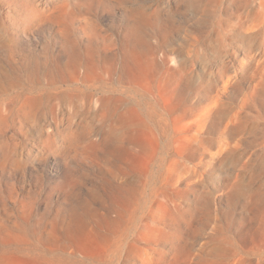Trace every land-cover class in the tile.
Instances as JSON below:
<instances>
[{
	"label": "rangeland",
	"instance_id": "374dc122",
	"mask_svg": "<svg viewBox=\"0 0 264 264\" xmlns=\"http://www.w3.org/2000/svg\"><path fill=\"white\" fill-rule=\"evenodd\" d=\"M237 178L264 187V0H0V264H215L224 237L264 264Z\"/></svg>",
	"mask_w": 264,
	"mask_h": 264
},
{
	"label": "bare ground",
	"instance_id": "6f19581e",
	"mask_svg": "<svg viewBox=\"0 0 264 264\" xmlns=\"http://www.w3.org/2000/svg\"><path fill=\"white\" fill-rule=\"evenodd\" d=\"M103 102H105V100H103ZM253 179L256 180L257 178H253ZM263 189L264 187L262 184L255 187L254 186L252 187L251 185L242 186L239 182V179L237 178L233 187V194L234 196L238 194L240 196H249L251 198V202L249 203L248 208L253 213L256 214L257 212L260 211L259 204L257 202L259 199H261L260 196ZM261 219L264 220V216L261 217L260 220ZM227 227L230 228L229 226ZM213 241H215V243L212 245V248L210 249L211 254L214 255L215 257H219L215 262V264H223V262L227 260V256L229 255L227 252L228 248L226 247V244L227 243L230 244V243L225 237L222 238L221 240H219L218 238H214Z\"/></svg>",
	"mask_w": 264,
	"mask_h": 264
}]
</instances>
